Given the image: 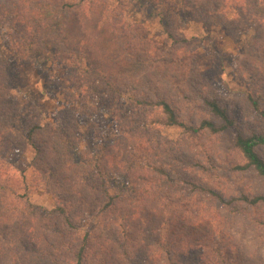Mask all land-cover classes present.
Masks as SVG:
<instances>
[{
  "label": "rangeland",
  "instance_id": "374dc122",
  "mask_svg": "<svg viewBox=\"0 0 264 264\" xmlns=\"http://www.w3.org/2000/svg\"><path fill=\"white\" fill-rule=\"evenodd\" d=\"M175 1L179 4L170 10L177 9L179 13L170 15L160 1L127 0L117 25L116 22L103 23L101 14L105 0H94L91 8L85 5L83 9L62 11L59 17L51 13L45 19L29 13L27 8L22 10L24 16L36 17L34 22L43 27L38 34L33 27H28L27 38L40 46L41 42H47L57 57L53 62L51 53L44 47L41 56L25 64L18 61L13 51L3 48L11 59L8 68L0 65V85L10 90L9 99L18 104L12 129L15 143L20 147L0 160V180L23 193L24 189L20 188L23 181L17 176L21 170L26 175L29 200L36 211L30 226L36 231L33 233L39 242L43 234L52 235L46 227L64 229V220L54 208L58 201L40 185L42 171L39 168H44L30 167L36 158L35 151L23 147L26 128L39 124L42 128L37 131L35 141L49 152L48 157H44L46 162L53 165L64 153L62 143L68 138L71 144L67 152L73 161L80 162L81 153L90 160L99 157L104 163L111 192L126 193L128 187V196L117 202L102 219L121 217L123 212L133 213V217L126 219L127 227L138 251L149 255L143 260L144 264H165L159 258L163 256L155 253V247L143 245L145 213L137 209L139 193L135 194L129 184L131 181L136 187L145 188L147 179L145 196L141 199L148 210L160 214L164 208L181 214V219L175 217L173 229L176 230L174 248L182 262L264 264V205L251 208L239 199L241 191L247 195H263L264 184L252 169H233L234 165L243 163L240 152L234 147L235 134H264V122L251 104L252 98L256 99L264 110V0H204V5L209 7L206 23L197 21L200 16L205 18L204 15L188 10L182 0ZM210 1L219 3L218 12L210 7ZM188 2L196 5L192 0ZM114 30L130 32L137 38L148 35L147 47L143 46L144 41L131 40L137 45L135 54L146 60L141 69L134 71L130 62L125 63L121 55L117 56L116 49L115 54L103 49V37L109 39ZM168 33L176 39L167 37ZM182 40L185 41L182 43ZM114 44L121 47L125 44L124 37ZM91 53L114 72L105 74V78L119 87L117 92L112 91L103 98L98 94H84L87 89L83 84L89 82H94L97 91L107 89L100 80L102 74L85 81L81 69L88 61L81 65L79 62L88 56L91 59ZM112 57H117V61L109 59ZM184 58H188L187 67L178 64ZM173 80L174 83L183 80L179 89L172 86ZM139 97L167 99L180 120L189 124L202 118L219 124L203 103L204 98L215 99L227 111L234 126L216 134L190 133L182 127L165 124L158 109L138 105L131 108L130 101ZM67 110H84L89 116L73 113L71 117ZM87 117L91 125L85 122ZM57 130H62L66 136ZM255 150L264 160V144L256 146ZM12 169L16 171L13 177ZM155 170L161 175H156ZM69 176L72 177L70 173ZM205 188H213L230 200L235 197L229 205L219 207ZM85 216L76 218L75 228L66 233L76 239V233L83 236L93 231L92 239H95L86 264H123L111 252L116 250L113 245L104 246L106 259H99L103 257L98 248L102 238L98 230L93 229L97 220ZM153 217L149 220L154 221ZM11 262L7 255L0 264Z\"/></svg>",
  "mask_w": 264,
  "mask_h": 264
},
{
  "label": "trees",
  "instance_id": "16d2710c",
  "mask_svg": "<svg viewBox=\"0 0 264 264\" xmlns=\"http://www.w3.org/2000/svg\"><path fill=\"white\" fill-rule=\"evenodd\" d=\"M105 1L107 2L102 3L104 5L101 14L103 23L107 25L108 23L116 22L115 25H117V20L121 15L120 11H122L121 8L126 6L125 1L127 0ZM157 1L162 2V4L166 6L170 15L172 13H179L177 9L174 10L175 12L170 10L171 7L179 4L177 1L155 0V2ZM182 1L185 3L184 5L188 10L205 16V18L200 16L197 20L198 22H208L207 16L209 15V7L204 5V0H192L196 2L194 6L190 4L188 0ZM93 2L94 0H0V65L4 68H8L10 65L11 58L9 59V56L4 54V47H7L9 51H13V54L16 55L20 63L27 64L31 60L35 61L37 57L42 55L41 49L44 47L51 53L52 56H50V58L53 57L52 61H56L57 53L55 51H50V45H48L47 42H41L43 45L40 46L33 42V40L27 38L25 30H27L28 27H33L37 34L40 33L38 30H41L43 27H41V23L37 21L34 22L36 17H26L27 14L24 16L23 9L27 8L29 13L38 15L39 18L44 17L45 19L49 18L51 13L56 15L54 17H59L58 14L62 11L83 9L85 5L91 8L93 7ZM210 2V7L218 12L220 9L219 3ZM32 22L33 24H30ZM132 23L134 24V22ZM133 24L129 27L131 30ZM10 31H12L13 34ZM122 36L124 37L125 44L121 47L115 46V41L121 39ZM167 37L175 38L174 36L172 37L171 33H168ZM132 38L139 39L140 42L144 41L143 46L147 47V34L146 36L142 35L137 38V36H133L130 32L128 33L123 30L115 32L114 30L109 37L111 42L108 38L105 39V36L103 37L105 40L103 49L106 51L109 50L114 54V49H116L118 53L117 56L120 57L121 55L120 58L125 61V63L130 62L129 65L132 64L133 70L137 71L141 69L143 62L146 60L135 54L137 45L131 43ZM37 39L41 41V38L37 37ZM183 41L185 40L180 42L183 43ZM11 42L12 45H10ZM177 43L179 42L177 41ZM185 55H187V53ZM109 59L117 61V57ZM187 60L188 58L180 60L178 63L179 66L184 65L187 67L185 64V62L188 63ZM86 61H88V63L85 68L81 69L84 71L86 83L90 79L93 80L95 76L102 74L103 77L101 78L105 80L101 78L100 80L104 82V87L107 86V89L105 91H97L94 82H89L88 84H83V87L87 89L86 92H84L85 95L98 94L100 98H103L112 93V91L119 90L118 86L111 84L105 78V74L114 72H110L111 68H106L108 67L106 64H101L98 56H94L91 53V59L88 56L86 60L83 59L79 64L81 65ZM161 61L163 62V59ZM165 62H167L166 59ZM67 77L69 78V76ZM181 81L183 80H179V83H174L176 81L173 80L171 84L173 83L172 86L179 89ZM8 90L3 87V85H0V160L5 159L7 155L20 147L15 143L16 140L14 138L16 137L12 129V121L16 117L18 104L16 101L9 99L11 93L10 90ZM130 103L131 108L134 107V109L138 108L137 105L140 108L149 106L150 109H158L164 116L165 124L168 126L182 127L185 131L190 133L206 131L216 134L234 126V121L228 116L227 111L222 108L215 99L204 98L203 103L211 116L219 120V124L208 118H202L195 124L184 122L180 120L170 102L165 98L158 97L155 100H151L139 97L135 98V101H130ZM251 104L264 122V110L259 107L257 100L252 98ZM62 110L66 112L65 108ZM68 113H70L71 117L74 114H76V116L80 114L89 116V113L84 110L70 111ZM87 118L85 122L91 125L89 117ZM41 128L39 124H33L26 128L24 139H22L24 141H22L23 147H30L35 151L36 158L32 160L29 166H33V169H37V167L44 168H39L42 171V176L39 177L41 181L40 185H42L41 188L48 192L50 196L54 195L53 198L58 201L57 203L59 204L55 205L54 208L55 212L60 214V218L64 220V224H62L64 229L60 230L59 227H46L49 232L52 231V235L48 236L47 234H43L40 236L42 242H39L36 234L34 235L33 233L36 231H33L30 226L36 211L34 204L29 200L30 191L28 189L26 175L21 170L17 176L23 181V185L20 186V188L24 189L23 193L17 192L8 182L5 183L6 181L3 182L0 180V262L9 255L12 260L11 264H86L91 250V243L95 239H92L93 231L86 232L83 236L76 233V239L71 238V236L66 233L67 230L75 228V219L84 214L86 215L85 218L92 216L97 220V224L94 225L93 229L95 228V232L98 230L102 238V243L99 244L98 248L99 252L102 251L103 257L99 259H106V255H104L103 252L107 249L104 248V246L106 247L108 244L114 246L116 250H112L111 252L118 256L123 264H144L143 260H147L149 255L147 252L138 251V246L132 242L133 239L127 227L126 219L127 217H133V213L128 214L127 212H123L121 217L113 216L109 218V220L105 218L102 219V217H105L106 214L116 206L117 202L123 201V197L128 196V194H126L129 190L128 187L125 189V191H127L126 193H123V191L111 192V188L107 184L104 163L99 157L90 160V157L87 158L81 153V161H73L69 152H67L71 144L68 138L62 143L65 145L63 150L64 153L54 161L53 165L46 162L44 157H48L47 154L49 152L47 149H42L40 146H37L35 141L36 133ZM57 132L66 136L62 130H57ZM262 144H264V134L243 136L236 133L234 137V147L240 152L243 163L234 165L233 169L239 171L252 169L264 184V160L255 150L256 146ZM121 162L126 163L124 159H121ZM126 168L127 167H124V169ZM24 171L26 170L24 169ZM69 173L72 177L69 176ZM154 173L156 175H161L158 170H155ZM13 174H16L14 169H12V177L14 176ZM91 180H95V182H90ZM155 181L158 183L156 179ZM145 182L148 185V179ZM129 184H131L135 194L139 193L137 200H140V202L138 206H136L138 207L137 209H139L141 213H145L144 217L141 216L144 230L141 234L143 245L146 244V246L150 248L155 247V253L163 256L159 258L163 259L165 264H188L177 258L178 254L174 248V243H176V239H174L176 230L173 229V225L175 217L181 219V214L175 213L169 209L165 210L164 208L160 211V214H156L154 211L150 212L144 200L141 199L145 196L144 189L147 188V185L145 184V188H143L139 185L136 187V184L131 181H129ZM193 185L195 184L193 183ZM201 189L204 190L203 187H200V190ZM205 189L210 195V198L214 199L216 205L219 207L229 205L235 197L233 196L230 200L223 197L219 191L213 188ZM147 191L150 190L148 189ZM8 197L12 199L9 200ZM90 199L93 201L92 204H90ZM239 199L251 208L264 205V194L247 195L245 191H241ZM156 215L158 217H156ZM150 216L156 218L154 220L156 223L149 220ZM27 223H29V225H27ZM21 249L24 251H21Z\"/></svg>",
  "mask_w": 264,
  "mask_h": 264
}]
</instances>
